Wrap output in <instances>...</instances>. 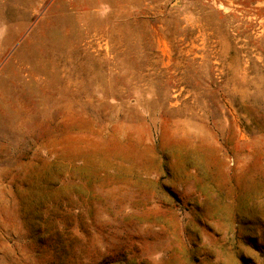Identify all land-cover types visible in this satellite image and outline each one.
Here are the masks:
<instances>
[{
	"label": "rangeland",
	"instance_id": "374dc122",
	"mask_svg": "<svg viewBox=\"0 0 264 264\" xmlns=\"http://www.w3.org/2000/svg\"><path fill=\"white\" fill-rule=\"evenodd\" d=\"M0 264H264V0H0Z\"/></svg>",
	"mask_w": 264,
	"mask_h": 264
}]
</instances>
